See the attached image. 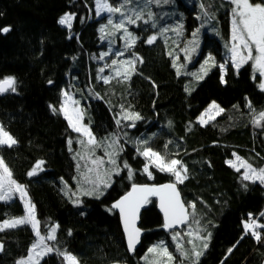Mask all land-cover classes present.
Returning a JSON list of instances; mask_svg holds the SVG:
<instances>
[{
	"label": "trees",
	"instance_id": "obj_1",
	"mask_svg": "<svg viewBox=\"0 0 264 264\" xmlns=\"http://www.w3.org/2000/svg\"><path fill=\"white\" fill-rule=\"evenodd\" d=\"M108 1L122 10L140 9L142 19L149 21L132 28L139 39L126 54L102 41L106 17L97 18L96 0H0V29L10 28L7 33L0 31V79L15 77L17 82L15 92L0 94V123L17 140L12 147L0 146V157L12 178L26 187L41 234L59 225L51 246L76 256L79 264H143L140 258L159 242L182 261L173 234L181 233L180 245L190 252L189 232L199 236L202 230L211 237L199 264H264V228L256 229L260 241L244 229L250 214L264 224L260 215L264 184L244 180L245 171L228 163L240 157L253 168H264V120L255 122L264 111V91L254 80L251 65L236 71L228 60L232 4L222 0ZM65 14L74 15L71 28L58 23ZM175 20L183 22L188 38L199 30L200 58L211 53L217 62L191 94L186 89L187 77L179 76L174 67L177 55L169 53L162 38L147 43L160 27ZM124 58L134 62L131 73L126 61L124 69L118 63ZM221 65L225 66L224 82ZM64 93L77 99L92 135L118 151L121 171L99 199L83 197L74 203L63 193L64 185L75 187L79 176L69 140L76 147L80 139L60 111ZM212 103L223 111L209 124H199L197 119ZM125 113H139L140 119H124ZM146 148L186 166L187 178L176 185L189 213V206L195 204V216L190 215L182 231L166 233L157 201L151 199L141 218L142 246L130 256L112 205L134 184L175 183L173 175L155 165L149 167L154 179L143 171L149 163L141 155ZM40 161L43 169L29 176ZM124 163L132 170L131 178ZM24 215L19 199L0 201V224ZM35 241L30 225L0 231L4 246L0 264H18ZM40 264L68 262L53 251Z\"/></svg>",
	"mask_w": 264,
	"mask_h": 264
},
{
	"label": "snow or ice",
	"instance_id": "obj_2",
	"mask_svg": "<svg viewBox=\"0 0 264 264\" xmlns=\"http://www.w3.org/2000/svg\"><path fill=\"white\" fill-rule=\"evenodd\" d=\"M129 0H124V3H128ZM147 2H151V0H147ZM230 2L235 6L232 9V21H231V40L233 43L230 46V51L232 53V62L237 69L247 61H253L256 68L260 70L261 76H264V0L261 2L254 3L253 0H230ZM97 5V13L99 14L100 9L107 11L108 13H120L122 19L119 23L115 24L116 28L123 30L129 41V45H134L136 37L132 35V33L128 32L125 28V19L128 24L135 23V21L131 17H126L125 12L122 10V6L117 7L111 5L108 0H96ZM136 18H142V13H137ZM74 19L73 14H65L62 16L58 23L61 25H66L68 28H71V21ZM109 24H112L113 21L111 18L108 20ZM147 23V21H145ZM0 31L7 33L10 31L9 27H4L0 29ZM103 31V28H101ZM156 37L152 36L148 39L147 43L151 44L155 41ZM255 53V55H254ZM212 60V57L208 58ZM113 63H116L113 61ZM126 64L132 65L134 67L133 61H126ZM208 61H205L207 64ZM223 68V65H221ZM102 71V70H101ZM201 72H205L203 66L201 67ZM206 74V72H205ZM197 79H202L203 76L198 75L196 73L192 74ZM107 82V79L105 80ZM16 79L15 77H5L0 79V94L11 90L12 92L16 91ZM51 83V81H49ZM260 88L264 90V83L260 84ZM67 96V93H65ZM70 100L71 97H68ZM67 103V101H65ZM73 103H77L73 101ZM251 107V104L248 105ZM212 107L219 109V111H223L220 109L218 105L213 104ZM56 111V109H53ZM61 112L64 113L65 118L69 120L70 126L76 132H82L86 135L89 144L95 143V137L92 135L90 130L87 127H83L79 125V118L73 120V118L69 115L67 108L64 106L60 109ZM124 119H140L139 113H125ZM264 120V111L260 112L256 118V123L259 124L260 121ZM119 123V121H117ZM200 123H206L203 116L200 118ZM134 126V124L132 125ZM17 143V140L5 130L3 125H0V146L7 145L8 147H12ZM71 140H69V145H71ZM83 143V142H81ZM116 141H114V144ZM141 143L137 141V144ZM143 143H146L144 141ZM113 145H110V147ZM139 150V149H138ZM145 158H148L151 163H154L157 169L161 172H168L175 177V183H168L160 186H148V185H133L132 190L124 195L121 199L116 201L113 205V209H118L124 223V230L127 234L128 240V248L131 251L135 250V246L139 243L140 229L137 228L136 221L139 218V212L141 207L144 204L149 202L150 196H158L160 199V207L164 213L165 219V228H176L177 225H183L188 223L189 215L195 216V204H191L189 207L192 209V212L189 213L185 207V204L180 199V193L177 190L176 183H183L184 179L187 178V168L182 164L181 161L172 159L170 161H166L165 157L161 156L160 153L153 151L151 148H146L141 152ZM235 155V154H234ZM237 160L240 161L239 166L233 165L231 161H229L230 166L236 167L237 171H240V168L243 167L246 169L243 175L244 180H252L255 182L259 180L260 183L264 184V168L256 169L253 168L250 163L237 157ZM43 161H40L36 164L35 168L28 173L29 176H33L36 174L37 169H41V165ZM94 163L102 164L103 161H94ZM110 163H112L115 168V174H119V166L115 159H111ZM179 166V167H178ZM124 168L129 169V178L132 176V170L127 163H124ZM89 171H92L91 169ZM145 173L148 174L150 179H154L152 173L149 171L148 166L146 165L143 169ZM13 174L7 164L4 162L3 158L0 157V201H10L16 193L19 194V198L24 201V207L26 215L21 217H13L8 220H5L2 224H0V231H3L5 228H16L18 226L30 225L35 232L37 237V242L33 243L30 254L26 260H21L18 264H33L34 257L36 258V262L38 264L39 258L42 256L51 253L53 251L56 252L57 255L63 256L64 259L68 262V264H79L77 257L68 253L66 250L61 251L59 248L49 247L45 241L56 240V230L59 225H55L48 230L47 235H42L39 228V220L36 217L35 213V204L32 203L31 199L28 198V193L26 191V187L17 183L16 180L12 178ZM87 183L92 185L91 189L84 190V195H95L97 199L105 194V190L111 187V170L105 169L103 173H101L97 169V175L94 180L87 179ZM75 195V193H73ZM79 202V200H77ZM261 216H264V212L260 213ZM198 223V221H197ZM258 228H264V224H258L255 219L251 218L250 220L244 223L245 234H248L250 231L253 237L257 240H261L260 232L256 231ZM71 235V232H69ZM190 235L194 236V239H201L206 241L210 239L211 233H207L206 237L196 236L194 233H190ZM179 233H175L173 235V240H177ZM189 244H192V249L189 252L185 250L183 245H178L177 250L180 252L181 256L184 257L185 260H190L191 264H199V258L203 254L202 250H198L197 246L194 243V240H189ZM3 244L0 243V251H3ZM208 247L207 242H204L202 245V249L206 250ZM232 249H229L231 252ZM149 252L156 253L158 256L166 257L167 264H173L175 261V257L171 252L168 251L167 247L163 244L150 248ZM154 264H165L163 260L155 261Z\"/></svg>",
	"mask_w": 264,
	"mask_h": 264
},
{
	"label": "rangeland",
	"instance_id": "obj_3",
	"mask_svg": "<svg viewBox=\"0 0 264 264\" xmlns=\"http://www.w3.org/2000/svg\"><path fill=\"white\" fill-rule=\"evenodd\" d=\"M233 7H235V6L232 4V9H233ZM123 11L125 12L126 17H131L135 21V23L128 24L126 19H125V28L127 29L128 32L132 33V35L134 37H136V40H135V43H136L138 41L139 37H138L137 33L132 28H137L140 26L141 23H145V21H147V22H149V21H148L147 17L144 19H142V18L137 19L136 18V14L140 13V11H141L140 9L136 10V9L132 8L129 11H126L125 9ZM96 15H97L98 19H102L103 17H106L103 24H102V27H101V28H103V31H101L102 41H108L113 46L111 48V50L116 51V49L122 48L121 55L126 54V51L130 47L128 37L123 30L116 28L114 26L115 24L119 23L120 20L122 19V17L120 16V13H108L107 11L100 9L99 14H98L97 13V6H96ZM177 17H181V16L179 15ZM109 18L112 19V21H113L112 24L108 23ZM169 20H173L172 15H169ZM72 21H71V23H72ZM182 25H183V22L181 20H175L171 23H168V24L160 27L159 33H156L152 36H155L156 39L162 38L164 40L165 44H167L169 53L174 55V56L177 55V58H175L174 67H175L179 76L187 77L186 89H187V93L191 94L198 87V85L202 81H204L205 78L214 70V68L217 65V62H216V58L211 53L207 54L204 57V59L200 58V55H201V33H200V31L199 30L193 31L191 33L192 36L188 38V37H186L185 30L182 27ZM64 26H66V25H64ZM231 27H232V25H231ZM156 39L154 42H156ZM232 43H233V41L231 40V44ZM231 44H230V46H231ZM131 46H133V45H131ZM112 54H114V53L112 52ZM209 57H212L213 59L209 60L208 59ZM124 59H121L118 62L120 67L123 69H124V62L123 61H130L131 60V59L129 60V58H126L125 60ZM228 60L233 64L231 51L229 52ZM205 61H208V63L205 64ZM110 62L113 63V60H111ZM249 62H251L252 66L254 68V71L256 72L257 68H256L253 61H247L246 63H243L239 67V69H237L234 64H233V66L236 69V71H239V70H241V68H243ZM109 65H110V63L108 64V66ZM202 66H203L206 74H205V72H201ZM126 67H127V71L131 73L133 70V66L127 64ZM123 71L126 74H129L125 70H123ZM221 71H222V81L224 82V76L226 73L225 72V66H223V68L221 67ZM193 73L201 75V76H203V78L197 79L195 76L192 75ZM68 97H71V99L69 100ZM65 101H67V103H65ZM73 101H76L77 103H73ZM62 103H63L62 106L67 108L68 113L73 118V120H76L77 118H79V125H81L83 127H87L83 121V119H84L83 110H82L81 106L79 105L77 99L72 94L67 93V96H65V93H64ZM213 104H215V103H212L208 107V109H206V111L201 115L204 117L206 123H204V124L200 123V118H201V116H200L197 119V122L199 124L207 125L211 121H213L215 118H217L218 115L221 113V111H219V109L212 107ZM215 105H217V104H215ZM63 115H64V113H63ZM67 121L69 122L68 119H67ZM0 125H2V124L0 123ZM76 133L80 136L79 137L80 139L78 138L79 140H77L78 142L76 144V147H74L73 143H71V148L72 149L75 148L74 155H75V158L77 160V165H78V169H79V176H78V179L75 180V187H72L69 184H65L63 187L64 195L74 203H77V200L80 201L83 197H95V195H84V190H88V189L92 188V185L87 183L86 177H87V179L94 180L96 178V175H97V169L101 173H103L105 169L111 170V179H112V177L115 175V171H114L115 166L112 163H110L111 159L116 160L117 165L119 166V172L121 171V166L119 164L118 151L116 149H113L112 146L110 147V143L101 142L95 138V143L89 144L88 143L89 138L86 135H84L82 132H76ZM81 140L83 143H79ZM3 146H7V145H3ZM81 159L88 161L89 164L88 165L83 164L80 161ZM94 161H103V163L98 165L97 163H94ZM148 161H149V163L147 166L149 169V167L151 165H155V164L151 163L149 159H148ZM232 164L239 166L240 161L236 159ZM42 169L43 168L41 165V169H37L36 173L40 172ZM90 169L92 171H89ZM240 169H243L244 171H246V169L243 167H241ZM89 173H94L95 176L94 175L91 176V175H89ZM256 181H259V180H256ZM73 193H75V195H73ZM15 199H19L24 205V201H22L19 198L18 193H16L10 201H6V202H11V201H14ZM35 213H36V211H35ZM25 215H26V212H25ZM256 221L258 224H262L259 220H256ZM39 228H40V224H39ZM189 229H190V225L188 226L187 230H189ZM193 229H195V231H198V229L196 227H194ZM57 230H58V228H57ZM57 230H56L55 235H57ZM176 233H179V236H178V238H179L181 233L180 232H176ZM189 233H194V232L190 231ZM198 235L200 237H206V236H204L202 230H199ZM178 238H177V240H173V241L176 242L177 245H180L181 243L178 240ZM191 240H194V243L197 246V249H199V248L202 249L203 243L207 242V244H208L209 239H207L206 241H203L201 239L196 240L191 235ZM35 242H37V237H36ZM52 242L53 241H51V240L45 241V243L49 247H52L51 246ZM161 244H163V243H161V242L156 243L153 246H151V248L159 246ZM163 245L165 247H167L168 251L171 252L173 254V256L175 257V261L173 262V264H191V261L185 260L184 257L181 256L180 252L178 254L182 258V261H177L178 260L177 255L173 251L170 250L168 245H165V244H163ZM208 248H209V245H208L206 250L202 251L203 254H204V252H206L208 250ZM51 253H48V254L42 256L41 258H39L38 264H40L42 262V260ZM29 254H30V252H29ZM29 254L26 257H23L22 259H20L19 261L26 260L27 257L29 256ZM160 260H163L165 262V264H167L166 257H161V256H158L156 253H151V252H149V249L145 253V255L140 258V261L143 264H154L155 261H160ZM33 264H37L35 257L33 259Z\"/></svg>",
	"mask_w": 264,
	"mask_h": 264
},
{
	"label": "water",
	"instance_id": "obj_4",
	"mask_svg": "<svg viewBox=\"0 0 264 264\" xmlns=\"http://www.w3.org/2000/svg\"><path fill=\"white\" fill-rule=\"evenodd\" d=\"M222 1H223L224 3H226V4H232V3L230 2V0H222ZM8 92H11V90H9V91H7V92H4V93H2V94L8 93ZM147 185H148V186H154V185H151V184H147ZM157 187H158V186H157ZM176 187H177V190L179 191V188H178L177 185H176ZM131 190H132V188H131ZM131 190H130V191H131ZM179 193H180V191H179ZM120 199H121V198H120ZM151 199H155V200L157 201V204H158V211H159V213L161 214V216L163 217L164 224H165L164 213H163V211L161 210V207H160V199H159V197H158V196H150V197H149V201H150ZM180 199H181V201L185 204V202H184V200H183V197H182L181 193H180ZM147 204H148V203L144 204L143 207H141L140 212H139V218H138V220L136 221V225H135V226H136L137 228L140 229V236H139V243L135 246V250H134V251H131V250H129V248H128L127 234H126V232H125V230H124L123 219H122V217H121V214H120L119 210H118V209H115L116 212L118 213L119 217H120L121 227H122V230H123V233H124V237H125V241H126L127 250H128V253H129L130 256H135V255L138 253V251L140 250L141 246H142V240H143V237H144V231L141 229V218H142V214H143V212L145 211V209H146V207H147ZM185 207H186V209H187L188 212H189V208L187 207L186 204H185ZM189 221H190V215H189V218H188V223H189ZM188 223L183 224V225H177L176 228H172V229L165 228V232H166V233H171L172 231H182V230L188 225ZM3 249H4V247H3ZM1 253H2V251H0V254H1Z\"/></svg>",
	"mask_w": 264,
	"mask_h": 264
},
{
	"label": "flooded vegetation",
	"instance_id": "obj_5",
	"mask_svg": "<svg viewBox=\"0 0 264 264\" xmlns=\"http://www.w3.org/2000/svg\"><path fill=\"white\" fill-rule=\"evenodd\" d=\"M247 65H251V67L253 69V78H254L255 81L258 82V85H259V88H260V84L264 83V76H261L260 70L257 69L256 72L254 71V68H253L251 62L247 63ZM247 65H245V66H247ZM260 90H262V89L260 88ZM262 91H264V90H262Z\"/></svg>",
	"mask_w": 264,
	"mask_h": 264
}]
</instances>
